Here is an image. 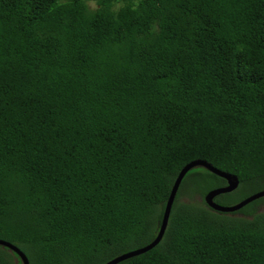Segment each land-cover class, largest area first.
I'll use <instances>...</instances> for the list:
<instances>
[{"label":"trees","instance_id":"16d2710c","mask_svg":"<svg viewBox=\"0 0 264 264\" xmlns=\"http://www.w3.org/2000/svg\"><path fill=\"white\" fill-rule=\"evenodd\" d=\"M197 160L264 189V0H0V240L107 264ZM226 183L190 171L119 264H264V197L216 212Z\"/></svg>","mask_w":264,"mask_h":264},{"label":"water","instance_id":"95a60500","mask_svg":"<svg viewBox=\"0 0 264 264\" xmlns=\"http://www.w3.org/2000/svg\"><path fill=\"white\" fill-rule=\"evenodd\" d=\"M197 167H204V168L208 169L210 172L214 173L215 175L223 178L227 182L226 186L212 189L204 196V201L207 204V206L216 212L227 213V214L228 213H234V212L241 210L242 208H244L248 204L264 197V190H261L259 192H256V193L248 196L247 198L243 199L242 201H240L237 204H234L231 206L222 205V204L216 202L215 198L220 196V195L232 193L235 190H237L240 186L239 177L235 174L221 171V170L215 168L212 164L208 163L207 161L197 160V161L191 162L181 170V172L179 173V175H178V177L174 183L171 194H170L169 199L167 201V204L165 206L162 223L160 225V230H159L157 237L151 243H149L143 247L137 248L135 250H132V251L125 253L123 255H120V256L116 257L115 259L111 260L110 262H108L107 264H119V263H121L127 259L142 255L146 252H149L153 248H155L163 240V237H164V234L166 232V229H167V226L169 223L172 208H173L178 190L180 188V185H181L183 179L185 178V176L190 171H192L193 169H195ZM0 245L8 247L12 251H14L17 254V256L19 257V261L22 264H30L29 258L19 247L15 246L11 243H8L6 241H2V240H0Z\"/></svg>","mask_w":264,"mask_h":264},{"label":"rangeland","instance_id":"374dc122","mask_svg":"<svg viewBox=\"0 0 264 264\" xmlns=\"http://www.w3.org/2000/svg\"><path fill=\"white\" fill-rule=\"evenodd\" d=\"M256 188L255 187H246V188H241L239 191H237L236 193H228L230 195L224 196L223 199V205L226 206H231L234 204L239 203L240 201H242L243 199L247 198L248 196L254 194L252 193ZM264 190V189H263ZM261 190H257L256 192H259ZM252 193V194H250ZM250 194V195H249ZM221 196V195H220Z\"/></svg>","mask_w":264,"mask_h":264},{"label":"flooded vegetation","instance_id":"af4514ba","mask_svg":"<svg viewBox=\"0 0 264 264\" xmlns=\"http://www.w3.org/2000/svg\"><path fill=\"white\" fill-rule=\"evenodd\" d=\"M226 185H227V183H226ZM219 197V196H218ZM217 199V197L215 198V200ZM217 202V201H216Z\"/></svg>","mask_w":264,"mask_h":264}]
</instances>
